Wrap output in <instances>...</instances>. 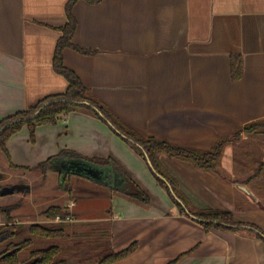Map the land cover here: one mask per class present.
I'll return each mask as SVG.
<instances>
[{
  "label": "crops",
  "instance_id": "1",
  "mask_svg": "<svg viewBox=\"0 0 264 264\" xmlns=\"http://www.w3.org/2000/svg\"><path fill=\"white\" fill-rule=\"evenodd\" d=\"M69 1L0 0V121L67 91L69 82L55 70L54 56L69 21ZM73 14L77 23L72 41L93 53L66 47L65 65L142 137L208 150L236 128L264 120V0H78ZM235 55L242 59L237 80L231 67ZM7 148L12 163L24 167L34 168L70 149L88 157L113 154L137 178L143 173L152 204L114 192L103 181L66 174L70 183L63 191L70 197L71 222L103 235L113 252L140 243L112 264H167L182 253L176 264H264L263 239L246 231L206 230L182 214L144 157L91 113L75 110L57 124L39 126L34 143L24 126ZM232 148L226 147L222 168L235 179ZM160 159L196 209H226L237 221L264 230V205L259 204L264 189L254 181L242 190L190 162L168 155ZM69 160L60 161V167ZM0 165L9 167L2 153ZM31 170L37 172H23ZM48 174H59L61 180L62 167ZM45 184L34 197L47 190ZM13 185L2 197L19 193L21 185L33 196L29 185ZM85 196L84 213L77 215V198ZM34 201L30 204L36 206ZM98 201L102 208L91 214L95 211L89 208ZM41 217L36 222L50 221Z\"/></svg>",
  "mask_w": 264,
  "mask_h": 264
},
{
  "label": "trees",
  "instance_id": "2",
  "mask_svg": "<svg viewBox=\"0 0 264 264\" xmlns=\"http://www.w3.org/2000/svg\"><path fill=\"white\" fill-rule=\"evenodd\" d=\"M77 1L78 0H70L68 3L67 13L69 21L63 28V36L58 42L54 56L55 70L64 75L69 82L67 91L62 95L49 97L34 107L19 111L0 121V128L7 125L0 132V153L8 160L9 167L13 169H33L12 163L7 148V142L10 138L21 131L24 126L28 127L30 140L34 143L36 141V131L39 126L44 124H57L63 114L71 111L80 110L91 113L106 123H111V125L109 124L110 128L116 134L120 135L134 150L142 155L146 161L147 159L150 160L151 165H149V167L152 174L158 183L166 189L169 197L182 214L193 217L206 230L216 228L246 231L264 240V230L262 228L253 223L237 221L233 212L229 210L212 208L196 209L188 196L180 189L177 179L169 173L160 159L161 155H168L190 162L202 171L214 173L226 181H234L237 187L242 190L249 186H253L252 182L254 180H258L255 185L256 187L264 189V151L259 149L260 147H264V120L252 121L244 126L236 128L231 135L221 137L213 147L208 150L176 145L156 136H150L147 139L142 137L130 127L119 121L100 101L94 98L90 89L83 84L80 77L64 63L63 51L66 47H72L84 54L93 53V51L85 49L72 41L77 23L73 14V7ZM90 1L97 2L99 0ZM231 67L233 78L236 80L240 79L242 76V59L239 55L232 57ZM38 110L39 112L33 116ZM244 135L246 139L243 138ZM228 145H233V147L238 150H235L238 154H234V163L238 170L246 172L248 169L255 167L253 174L248 178L241 179L238 177L233 179L231 175L222 168V158L225 148ZM251 147H255L256 150H249ZM67 159L89 161L95 166L107 170V172L110 170L113 174L118 176V180L112 179V182H109L107 181L108 178H106L103 183L114 192L125 195L139 203L152 204L154 202L152 193L142 186L137 179L134 178L130 170L113 154L107 157H88L75 150L62 149L57 155L51 156L40 162L34 169L40 170L43 180H46L48 173L50 171H59L61 169L60 161ZM69 175H72V173ZM68 177L67 175L61 177L60 185L64 189L66 186L69 188V183L67 181ZM5 188L6 186L0 185V197L7 194ZM260 202L259 204L262 207L264 204ZM19 206L20 203L0 205V215L4 214L7 222L12 223L11 219H13V217L11 213ZM43 215L50 221L45 223H33L26 227L24 225L16 227L13 224L0 227V244L2 242H7L6 249L0 252V264H68L66 259H59L58 257L64 251L60 245L45 248L35 247L31 251L30 257L26 260H22L21 252L33 245L35 242L33 241L34 239H26L21 243H14L13 241L8 242V240L11 239L10 236L14 237L18 235V231L24 228L29 231V236L34 238H54L70 234V231L66 230L68 226L66 219L72 215L68 207L53 205L47 208L43 212ZM58 218H60V220L56 221ZM97 239L98 242H100L101 239L103 240V235ZM139 245L140 243L136 241L119 252H113L109 246H106L104 249L105 252H102V257L98 261V264H112V262L132 254ZM184 254L185 253L180 254L167 264H176Z\"/></svg>",
  "mask_w": 264,
  "mask_h": 264
},
{
  "label": "rangeland",
  "instance_id": "3",
  "mask_svg": "<svg viewBox=\"0 0 264 264\" xmlns=\"http://www.w3.org/2000/svg\"><path fill=\"white\" fill-rule=\"evenodd\" d=\"M259 149L264 151V147H260ZM232 150L234 151V154L235 153L238 154V152H235V150L237 149L232 148ZM249 150H256V149L255 147L254 148L251 147V149ZM254 168L255 167H253L252 171H250L249 173L238 172L237 168L234 170H236L235 171L236 175H238L239 178L246 179L250 175L253 174ZM8 169H12V170H8ZM16 170H20V171H16ZM36 171L37 172H34L32 170L23 172V169H13L10 167H6L4 165H0V174L4 177H7L6 179L8 181L6 182V180L4 181L1 178L0 185H4L7 187H12V186L14 187L13 185L14 183L19 184L20 182H23L29 185L31 187V192H33V196H31V194L30 195L25 194L26 190L23 189L21 185L19 187V193H15L9 197H2V198L0 197V205H11L14 203H20V206L14 211H12L11 213V216L13 217V219H11L12 223L7 222V219L4 214L0 215V227L5 226V225H11V224L15 225L16 227H19L21 225H24L26 227V226H29L30 224H33L34 222L38 223L36 221L42 219L41 215L43 214V212L47 208L53 205H62L63 207L70 208L69 204H66L68 200H70V197H68V195L65 194V192L63 191L68 187L66 186L65 189L61 187L59 174H51L52 175L51 177L48 174L46 180H43V177H41V171L38 169ZM130 172L132 173V171ZM133 176L134 178L137 179V181L142 186H144L143 184L146 182V180L144 178H141V176H143L142 172L138 174V178L134 174ZM79 177L80 176H77L76 178L79 180L80 179ZM106 178H108L107 181L112 182V177L111 176L109 177L108 174L106 175ZM117 178L118 176L115 177L116 180H118ZM45 181H47V185L46 184L45 185L48 191L45 190L42 193H39L38 195L34 197V193H36L39 190V187L42 185V183H45ZM67 181L68 183H70L69 177ZM79 181H82V180H79ZM257 181L258 180H254V185H256ZM93 186H94L93 184H89V187H93ZM255 187L254 189L256 190ZM89 189H92V188H89ZM5 191L8 192L9 190H5ZM94 192L95 191H91V193H94ZM40 195H43V196L40 197ZM96 198L98 199L99 197H96ZM86 199H87V196L77 198L78 200V205L76 208L77 215L79 213H84V210L86 207L84 200ZM33 200H35L34 202H37L36 206L30 204V202ZM261 200L262 201L260 203L264 204V200L262 198ZM101 205H102V202L99 204V201L98 203L97 202L94 203V206L89 208V209H94L95 211V212L93 211L94 213H91V214H95V215L98 214V210L100 209V207L102 208ZM45 218L47 217L44 216V219ZM71 221H74L73 217H71V219L68 220V222L66 221L68 225V226L66 225L67 226L66 230H69L70 234H67L65 236H59V237H54V238H46V237L34 238V237L29 236V231L24 228L18 231V235L14 237L10 236L11 239L8 240V242L13 241L14 243H21L25 241L26 239H30V238L34 239L33 240L35 241L34 244L27 247L21 252L22 260L28 259L30 257L31 251L35 247L45 248V247H51L54 245H60L64 251L58 257L59 259H66L68 261V264H93L94 262L99 261L102 257V252L107 246V240L101 239L100 242H98L97 233L90 232V230H93L92 228L83 231V228L80 223H75ZM86 228H89V227H86ZM103 245H104V248H103ZM6 246H7V242H4V243L2 242L0 244V252L4 251L6 249ZM86 247H89V248L87 249Z\"/></svg>",
  "mask_w": 264,
  "mask_h": 264
},
{
  "label": "water",
  "instance_id": "4",
  "mask_svg": "<svg viewBox=\"0 0 264 264\" xmlns=\"http://www.w3.org/2000/svg\"><path fill=\"white\" fill-rule=\"evenodd\" d=\"M39 110L33 116H35L39 112ZM109 124L111 125V123H109ZM6 126L7 125L2 126L0 128V132ZM147 162L149 165H151V162L149 159H147ZM61 167H62L63 175H66L68 173L69 174H71V173L72 174H78V175L85 176V177H88L90 179L100 181V182L104 181L106 178V175H107L106 174L107 170L101 169L89 161H84V160H79V159L64 161L61 163ZM115 177H116V174H115ZM13 190H15V189H13Z\"/></svg>",
  "mask_w": 264,
  "mask_h": 264
},
{
  "label": "flooded vegetation",
  "instance_id": "5",
  "mask_svg": "<svg viewBox=\"0 0 264 264\" xmlns=\"http://www.w3.org/2000/svg\"><path fill=\"white\" fill-rule=\"evenodd\" d=\"M106 174H108L109 177L111 176L112 179L115 180V174H113V172H111V171L109 170ZM120 180H121V179H120ZM7 188H8V187L6 186L5 190H7ZM9 188H10V187H9Z\"/></svg>",
  "mask_w": 264,
  "mask_h": 264
},
{
  "label": "built area",
  "instance_id": "6",
  "mask_svg": "<svg viewBox=\"0 0 264 264\" xmlns=\"http://www.w3.org/2000/svg\"><path fill=\"white\" fill-rule=\"evenodd\" d=\"M71 219V216L67 217V221ZM57 220H60V218H58Z\"/></svg>",
  "mask_w": 264,
  "mask_h": 264
}]
</instances>
